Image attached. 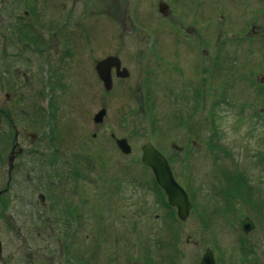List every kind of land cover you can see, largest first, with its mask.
Masks as SVG:
<instances>
[{"label": "rangeland", "instance_id": "obj_1", "mask_svg": "<svg viewBox=\"0 0 264 264\" xmlns=\"http://www.w3.org/2000/svg\"><path fill=\"white\" fill-rule=\"evenodd\" d=\"M124 1L89 0L86 3L80 0L79 11L87 14L86 24L79 27L81 41L86 39L83 33L86 26L94 27L96 32L93 34L96 40L92 43V55L88 58L87 46L81 45L86 61L81 65L80 73L73 78L53 77L47 69L32 78L36 90L40 91L38 98L33 96L32 99L34 111L41 114L38 106L48 110L50 102L51 106L55 105L67 113L57 118V124L51 119L43 120L42 132L52 143L48 149L68 150L70 159L75 155L79 181L91 183L80 190L86 192L91 211L96 213L90 237L95 262L138 264L147 260L169 264L171 256L179 264H199L205 248L211 247L217 264H264V120L254 114L262 113L264 117L261 112L264 99L255 95L250 84L249 67L247 61L244 62L248 58V38L244 36L247 27L237 29L235 26L240 24L230 22L235 17L246 20L248 14L245 11L249 10V2H188L187 10L198 24L204 26L202 35L207 38L206 60L205 63L202 61L208 70L203 77L206 79L205 90L201 105L194 109L195 104L184 99L193 91L180 87L177 81L179 79L183 84L185 75L175 72L176 76L171 79L169 73L158 72L155 63V48H170L171 44L181 50L184 48L178 38L184 37L186 24L179 21L182 11L177 0H172L175 16L167 14V10L166 14L158 10V1L168 3L167 0H140L137 5L132 2L138 8L131 7L133 12L138 10L142 13V30L137 29L136 24L121 23L122 14L119 11L121 13L123 8L128 7ZM9 5L8 0L0 2L1 32L6 31V24L10 21L12 7ZM96 7L99 9L97 13L102 8H111V24L101 15L93 17L98 23L91 18L92 21L87 24ZM193 31L188 35L191 38L198 36ZM235 33H241L240 49L245 48L240 51L242 61L240 58L237 63H234L233 54ZM137 35L142 38L140 42L144 53L141 59L125 58L123 63L130 71L129 77L116 81L110 90L104 89L91 72L92 68L87 66L88 59H98L106 52L114 53L121 48L118 43L123 38ZM173 40L174 44L170 42ZM191 55L188 65L187 52H179V58H176L182 61L181 69L185 59L186 76L196 81L199 79L197 69L200 68L201 55L195 51ZM175 63L178 64V60ZM233 69L235 87H231L234 84L231 76ZM170 82L171 85L176 84L175 92L168 86ZM200 83H203L202 80ZM58 84L68 86V91L55 89ZM126 85H131L132 89ZM102 108L106 109L103 121L95 123L93 118ZM173 117L187 119L194 126L192 129L176 127ZM121 137L127 138L131 153L124 154L114 143L113 138ZM147 141L171 159L170 166L176 180L192 193L195 209L190 210L182 223H170V209L160 201L162 196L153 183L154 175L141 162V145ZM205 142L213 148H207ZM173 144H186L191 153L177 152ZM223 170L239 172L238 180L248 183L246 193L254 203L249 206L240 203L238 210L212 212L214 204H224L217 193L220 182L224 180ZM67 192L69 194L70 189ZM254 207L259 210H254ZM201 212L206 218L204 225L200 219ZM106 213H111L110 217L101 220L99 217ZM244 216L251 217L255 223L248 233L238 226V219ZM85 233L81 238L85 237ZM175 233L178 249L170 243Z\"/></svg>", "mask_w": 264, "mask_h": 264}, {"label": "flooded vegetation", "instance_id": "obj_2", "mask_svg": "<svg viewBox=\"0 0 264 264\" xmlns=\"http://www.w3.org/2000/svg\"><path fill=\"white\" fill-rule=\"evenodd\" d=\"M8 1L12 7L9 13L10 21L6 24V31L1 32L0 27V264H97L95 250L90 244L92 225L94 230L92 221L96 219V213L91 211L86 192L80 190L91 183L79 181V167L75 163L76 158H73L75 155L70 159L68 150L56 147L48 149V145L52 143L42 132L45 118L57 124V118L64 117L66 112L60 111L55 105L51 106L50 102L48 108L45 107L48 110L38 106L42 110L41 114L32 107L33 96L38 98L40 92L36 90L32 78L40 75L45 69L49 70L53 77L73 78L78 75L81 65L86 61L85 54L81 53V45L87 46V57L90 58L94 51L92 43L96 40L93 38L95 29L92 26L83 28L86 39L81 41L79 27L86 24L87 14L79 11L80 0ZM85 1L89 3V0ZM238 1L249 2V10L245 11L248 17L246 20L235 17V20L230 22L240 24L235 26L237 29L241 26L245 29L247 27L246 32L243 29L241 32L248 38V58L244 62L247 61L252 79L250 84L255 95L264 99V0ZM0 2L3 3L4 0ZM124 2L128 7L123 8L121 13L119 11V14H122L121 23L136 24V28L142 30V13L138 10L133 12L131 9L136 8L132 2L137 5L140 0ZM167 2L158 1V10L159 4L163 3V14H166L167 10V14L175 16L172 0ZM188 2L190 3V0H177L182 11V19L179 21L186 24L183 28L184 37L178 38L184 48L181 50L172 44L170 48H155V63L157 71L169 73L170 78L176 76L175 72H182V75H185L184 83L181 84V80L177 79L179 86L193 91L192 95L185 96L184 99L200 106L206 83L203 77L208 71L205 65H202V61L205 63L206 60L204 54L207 38L202 35L204 26L198 24L187 10ZM98 10L97 7L94 8L93 16H90L87 24L92 21L91 18H96V15L106 17L107 23L111 24V8H102V11L97 13ZM95 18L93 20L98 23ZM203 22L202 16L201 23ZM192 31L197 32L198 36L189 37ZM241 33H235L234 63L240 61V51L245 49H240ZM141 40L138 35L126 36L118 43L122 45L121 48L114 53L106 52L98 59H88L87 66L92 68L91 72H94L104 89L106 88L96 71L97 61L115 55L120 59L119 71L122 72L123 68L127 70V77H119L116 67L111 68L113 88L116 81L125 80L130 75L123 60L141 59L144 53ZM174 41L170 42L174 44ZM179 50L183 51V54H189L187 65L190 64L193 51L200 53L198 80L194 81L191 76L187 78L185 59V67L181 69L182 61L177 59L178 53L181 52ZM176 60L178 64L175 63ZM232 73L234 84L231 87H235V69ZM179 77L181 79L180 74ZM201 80L203 83H200ZM171 82L167 84L171 91L175 92L176 84L171 85ZM67 87L58 84L54 88L67 92ZM126 87L132 89L131 85ZM261 112L264 113V107H261ZM254 114L264 120L262 113ZM113 141L116 144L115 138ZM172 146L177 152H184L185 155L191 153L186 144ZM159 151L165 155L163 150ZM110 215L111 213L102 214L99 218L102 220ZM85 231V237L81 238ZM214 259L217 264L215 254ZM138 264L157 263L146 260Z\"/></svg>", "mask_w": 264, "mask_h": 264}, {"label": "water", "instance_id": "obj_3", "mask_svg": "<svg viewBox=\"0 0 264 264\" xmlns=\"http://www.w3.org/2000/svg\"><path fill=\"white\" fill-rule=\"evenodd\" d=\"M165 4H159V11L163 12ZM116 67L117 76L127 77L128 72L123 68L120 72V59L115 55L107 56L106 58L97 61L96 71L99 78L102 80L106 90L112 88L111 68ZM106 109L102 108L93 118L95 123H102ZM118 148L124 153H131V145L127 138H116ZM141 161L151 168L156 183L166 195L167 202L176 210V215L180 220H185L191 209V201L185 188L175 179L168 159L163 155L150 141L141 145ZM239 228L248 233L255 227L253 219L249 216H244L238 219ZM199 264H215L213 250L206 248Z\"/></svg>", "mask_w": 264, "mask_h": 264}, {"label": "trees", "instance_id": "obj_4", "mask_svg": "<svg viewBox=\"0 0 264 264\" xmlns=\"http://www.w3.org/2000/svg\"><path fill=\"white\" fill-rule=\"evenodd\" d=\"M216 103V102H215ZM194 109L195 108H199V104H195V106L193 107ZM193 113H194V110H193ZM177 117V116H176ZM176 117H173L172 118V122L174 123V126H180V127H185L187 129H192V127L194 126L193 122H189L186 120H181L179 118H176ZM176 118V119H175ZM193 121V120H192ZM205 145L207 148H210L212 149L213 146L207 142H205ZM122 152V151H121ZM168 160H169V163H171V159L168 157ZM142 162V161H141ZM146 168H148V170H150V168L148 166H146L145 164H143ZM224 175V180L222 182H220V188L219 190L217 191L218 193V198L220 199H223V202L224 204L221 205V204H214L213 206V211L212 212H220L222 213L223 211H228V210H238V207L237 205H239L240 203H244L246 205L249 206V204L251 203H254V201L251 199L250 195L248 193H246V188L248 189L249 185L247 182H245L244 180H242V183L239 182V172H230V171H226V170H223V173ZM153 178V179H152ZM151 179L153 180V183L155 184L156 188L158 189L159 193L161 194V198H160V201L166 206L168 207V209H170V217H171V221L170 223L173 225V222H178V223H182L180 221V219L177 217L176 215V211H175V208L170 206L166 200V196L163 192V190L159 187V185L156 183L155 179H154V176L152 177ZM186 190L187 192H189V197H191V209H195V202H193V197H192V193L191 191L189 190L188 187H186ZM263 202V201H262ZM264 203V202H263ZM263 203H261V205H263ZM260 205V206H261ZM259 208V206H258ZM258 208H255L254 207V210H259ZM223 210V211H222ZM202 214V215H201ZM241 214V213H239ZM167 216V215H166ZM200 219L201 221L203 222V225L205 224V221H206V218H204V213L201 212L200 213ZM178 237V236H177ZM174 239H172L170 241L171 244H173L174 248L178 249V242H177V239H176V233L174 234L173 236ZM170 262H168L169 264H173V262H175L173 260V258H171L170 256Z\"/></svg>", "mask_w": 264, "mask_h": 264}]
</instances>
